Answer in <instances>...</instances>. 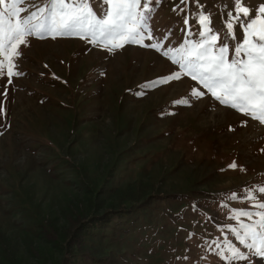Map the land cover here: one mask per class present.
Here are the masks:
<instances>
[{
  "label": "rangeland",
  "instance_id": "374dc122",
  "mask_svg": "<svg viewBox=\"0 0 264 264\" xmlns=\"http://www.w3.org/2000/svg\"><path fill=\"white\" fill-rule=\"evenodd\" d=\"M196 8L162 0L153 34L195 38ZM21 52L22 75L0 76V264H224L212 242L240 246L223 226L249 207L231 194L264 184V125L206 90L175 104L198 86L159 83L178 69L148 47L30 37Z\"/></svg>",
  "mask_w": 264,
  "mask_h": 264
},
{
  "label": "snow or ice",
  "instance_id": "6c2138e0",
  "mask_svg": "<svg viewBox=\"0 0 264 264\" xmlns=\"http://www.w3.org/2000/svg\"><path fill=\"white\" fill-rule=\"evenodd\" d=\"M191 2L197 5L195 38L186 36L177 46L171 43L170 30L163 36L152 31L154 9L162 0H97L99 13L90 0H44L43 6L34 0H0V76H6L10 83L13 76L22 75L17 59L22 55L21 46H29L30 37L79 38L109 53L125 44H136L155 50L178 69L160 77L159 83L182 76L196 82L198 87L191 88L190 97L175 104L188 105L191 98L203 97L206 90L220 105L264 125V0L255 5L249 0H229L224 5L220 0L216 13L199 0H180L181 5ZM173 11L185 14L182 32L190 31L191 10L176 5ZM217 14L220 26L212 22ZM145 40L151 43L145 44ZM164 41H168L166 46ZM260 197H264V184L248 188L239 197L231 194V200L240 199L249 207L230 209L229 218L236 226H223L239 247L227 236L223 242H212L224 264H264V199Z\"/></svg>",
  "mask_w": 264,
  "mask_h": 264
},
{
  "label": "trees",
  "instance_id": "16d2710c",
  "mask_svg": "<svg viewBox=\"0 0 264 264\" xmlns=\"http://www.w3.org/2000/svg\"><path fill=\"white\" fill-rule=\"evenodd\" d=\"M111 212H113L111 209H108L107 211H106V213H111ZM105 216H103V218H104ZM102 220H104V219H102Z\"/></svg>",
  "mask_w": 264,
  "mask_h": 264
}]
</instances>
